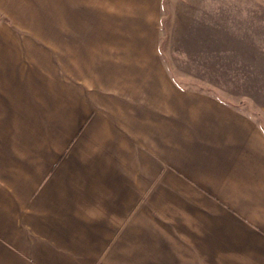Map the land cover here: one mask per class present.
I'll list each match as a JSON object with an SVG mask.
<instances>
[{
	"label": "crops",
	"instance_id": "crops-1",
	"mask_svg": "<svg viewBox=\"0 0 264 264\" xmlns=\"http://www.w3.org/2000/svg\"><path fill=\"white\" fill-rule=\"evenodd\" d=\"M162 3L0 0V264H264V125L176 82Z\"/></svg>",
	"mask_w": 264,
	"mask_h": 264
},
{
	"label": "rangeland",
	"instance_id": "rangeland-1",
	"mask_svg": "<svg viewBox=\"0 0 264 264\" xmlns=\"http://www.w3.org/2000/svg\"><path fill=\"white\" fill-rule=\"evenodd\" d=\"M160 20V54L176 82L264 125V0H163Z\"/></svg>",
	"mask_w": 264,
	"mask_h": 264
}]
</instances>
